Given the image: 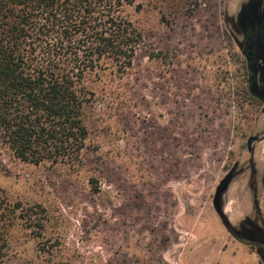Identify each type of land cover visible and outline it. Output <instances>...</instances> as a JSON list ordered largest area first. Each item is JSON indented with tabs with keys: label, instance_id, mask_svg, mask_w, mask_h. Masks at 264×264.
Wrapping results in <instances>:
<instances>
[{
	"label": "rangeland",
	"instance_id": "obj_1",
	"mask_svg": "<svg viewBox=\"0 0 264 264\" xmlns=\"http://www.w3.org/2000/svg\"><path fill=\"white\" fill-rule=\"evenodd\" d=\"M242 1L130 9L144 44L129 76L95 95L86 166L22 162L0 146L4 195L50 215L43 237L15 231L11 264H264L230 231L247 220L264 231V112L242 95ZM48 237L55 249L37 251Z\"/></svg>",
	"mask_w": 264,
	"mask_h": 264
},
{
	"label": "trees",
	"instance_id": "obj_2",
	"mask_svg": "<svg viewBox=\"0 0 264 264\" xmlns=\"http://www.w3.org/2000/svg\"><path fill=\"white\" fill-rule=\"evenodd\" d=\"M157 1L0 0L2 149L22 162L65 164L69 169L86 166L88 125L96 120L95 95L113 86L118 77L129 76L144 44V31L131 19L130 9L157 7ZM241 64L246 83L242 95L256 103L246 81L247 67ZM49 221L45 207L23 208L0 188V264H11L17 256L12 247L16 230L38 239ZM230 231L256 246L255 240ZM165 239L162 236L161 243ZM36 243L37 251L49 254L58 240L48 237ZM32 259L29 263L36 258ZM144 259L142 264H152Z\"/></svg>",
	"mask_w": 264,
	"mask_h": 264
},
{
	"label": "flooded vegetation",
	"instance_id": "obj_3",
	"mask_svg": "<svg viewBox=\"0 0 264 264\" xmlns=\"http://www.w3.org/2000/svg\"><path fill=\"white\" fill-rule=\"evenodd\" d=\"M235 31L241 38L238 49L247 67L246 81L250 83L251 92L264 112V0L242 1L235 20ZM250 139L246 142L248 148ZM239 232L255 240V249L264 263V231L255 222L247 220Z\"/></svg>",
	"mask_w": 264,
	"mask_h": 264
},
{
	"label": "water",
	"instance_id": "obj_4",
	"mask_svg": "<svg viewBox=\"0 0 264 264\" xmlns=\"http://www.w3.org/2000/svg\"><path fill=\"white\" fill-rule=\"evenodd\" d=\"M228 180H229V175L226 176V178L221 182V184L218 186L216 190L215 197H214V206L217 212H220L221 210L219 206V198H220L221 193L225 190ZM231 230H235V229H231Z\"/></svg>",
	"mask_w": 264,
	"mask_h": 264
}]
</instances>
